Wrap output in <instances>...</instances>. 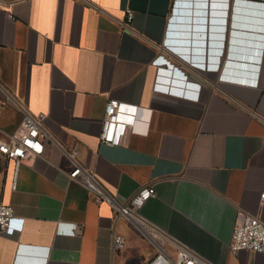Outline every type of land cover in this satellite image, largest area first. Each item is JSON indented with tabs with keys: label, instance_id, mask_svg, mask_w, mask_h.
<instances>
[{
	"label": "crops",
	"instance_id": "0c3cea01",
	"mask_svg": "<svg viewBox=\"0 0 264 264\" xmlns=\"http://www.w3.org/2000/svg\"><path fill=\"white\" fill-rule=\"evenodd\" d=\"M185 1H0V137L25 112L46 113L47 133L43 152L18 167L0 154V199L15 211L0 234V264H144L155 254L140 228L69 178L73 149L119 201L152 184L140 214L209 263L264 264L255 251L228 248L239 211L264 222V0L180 11ZM165 39L220 62L205 66L214 84ZM259 64V86L217 80L223 67L252 80ZM109 99L138 106L119 144L100 140ZM71 225L80 228L71 234Z\"/></svg>",
	"mask_w": 264,
	"mask_h": 264
},
{
	"label": "built area",
	"instance_id": "2783aa9c",
	"mask_svg": "<svg viewBox=\"0 0 264 264\" xmlns=\"http://www.w3.org/2000/svg\"><path fill=\"white\" fill-rule=\"evenodd\" d=\"M214 2L215 4L213 5H221V2ZM132 19L133 12L127 9L125 19L119 20L120 27L130 29ZM175 48L181 53H183L182 51H187L185 47L181 48L179 45H176ZM183 54L190 56V54ZM190 57L192 58L191 63H186L178 57L176 59L205 83L214 84V81L204 71L206 65L208 66L207 68H215L217 64H211L210 57L209 62H206L205 57L202 56L192 55ZM224 77L237 78L221 75L217 80H223ZM137 109V105L109 99L104 108L100 140L108 144L122 143L127 127L135 122ZM45 116L46 113L44 112L36 114L25 112L16 130L7 134L6 137H0V154L13 159L16 167L21 161L40 155L43 152L44 140L47 138V133L42 128V120ZM76 153V149L67 152L74 161L73 167L68 171L69 178L83 185L95 202L108 203L115 210L117 218H125L133 222L153 242L156 252L144 264H211L183 243L168 237L140 214L139 209L142 205L155 195L152 184L141 186L126 201H119L99 183L92 173L75 161L74 156ZM260 197L264 198V193H261ZM14 214L13 206L0 199V234L9 226ZM71 226L73 227L71 228V234L80 228V225ZM112 238L115 249L125 246V238L122 235L114 233ZM167 245L175 250L174 257L166 251L165 247ZM228 248L231 253H236L242 249L255 251L262 256L264 261V222L257 216L239 211L238 221L232 231Z\"/></svg>",
	"mask_w": 264,
	"mask_h": 264
},
{
	"label": "clouds",
	"instance_id": "9594fccd",
	"mask_svg": "<svg viewBox=\"0 0 264 264\" xmlns=\"http://www.w3.org/2000/svg\"><path fill=\"white\" fill-rule=\"evenodd\" d=\"M168 42H169V40H168ZM167 39H165L164 41H163V45L165 46V48L168 50V51H170L172 54H174V55H176L179 59H181V60H183V61H185L186 63H191L192 62V58L189 56H187V55H185V54H183V53H181V52H179L178 50H176L174 47H172V46H169L167 43ZM259 60L261 61V59H260V57H259ZM219 64H220V62H218V65H217V69L219 68ZM257 69H258V67H257ZM224 67H223V69H222V72H221V74L219 75V76H221V75H224V76H226L225 74H224ZM255 77L254 78H252V80L251 79H249V78H242L241 80L240 79H238V78H236V79H232V80H236V81H238V82H244V83H249V84H252V85H254V86H259V84H260V79H261V69H260V64H259V69L256 71V74L254 73L253 74ZM226 77H224L223 79H225ZM227 79H230V78H227Z\"/></svg>",
	"mask_w": 264,
	"mask_h": 264
},
{
	"label": "water",
	"instance_id": "95a60500",
	"mask_svg": "<svg viewBox=\"0 0 264 264\" xmlns=\"http://www.w3.org/2000/svg\"><path fill=\"white\" fill-rule=\"evenodd\" d=\"M211 1H214V0H211ZM186 2H188V0L187 1H185V3H183V5H182V9L183 10H188V8H200V7H204V5H205V2H207V6L208 5H210V0H209V2H208V0H191V4H188V3H186ZM200 44V43H199ZM197 48H198V52L200 53L201 52V49L199 48V46H196ZM231 64L233 65V66H235V67H240V66H242V65H244V64H241V62H240V60H238L236 57H235V59L231 62Z\"/></svg>",
	"mask_w": 264,
	"mask_h": 264
},
{
	"label": "bare ground",
	"instance_id": "6f19581e",
	"mask_svg": "<svg viewBox=\"0 0 264 264\" xmlns=\"http://www.w3.org/2000/svg\"><path fill=\"white\" fill-rule=\"evenodd\" d=\"M181 5H183V3H182ZM182 10H183V9L181 8L180 11H182Z\"/></svg>",
	"mask_w": 264,
	"mask_h": 264
}]
</instances>
